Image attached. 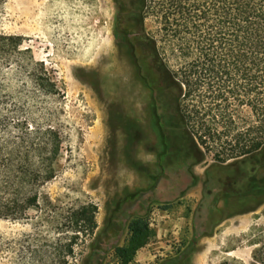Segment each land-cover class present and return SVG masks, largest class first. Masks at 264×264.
<instances>
[{
	"label": "rangeland",
	"instance_id": "obj_1",
	"mask_svg": "<svg viewBox=\"0 0 264 264\" xmlns=\"http://www.w3.org/2000/svg\"><path fill=\"white\" fill-rule=\"evenodd\" d=\"M134 29L124 25L116 0L0 4V32L21 37L22 49L61 90L44 94L15 60L0 64V90L14 113L54 130L61 143L38 208L22 221H0V264H87L93 249H104L102 264H120L114 249L130 247L128 226L139 218L149 231L128 264L249 263V236L264 227V167L216 164L208 154L178 168L161 155L139 53L124 36ZM156 29L146 20L150 36ZM90 205L97 210L93 236L68 219Z\"/></svg>",
	"mask_w": 264,
	"mask_h": 264
},
{
	"label": "trees",
	"instance_id": "obj_2",
	"mask_svg": "<svg viewBox=\"0 0 264 264\" xmlns=\"http://www.w3.org/2000/svg\"><path fill=\"white\" fill-rule=\"evenodd\" d=\"M116 1L126 28L135 26L124 36L139 53L161 155L178 168L201 164L208 154L216 164L243 160L264 167V0ZM146 20L156 24L155 35L146 32ZM22 45L21 37L0 32V64L15 60L39 91L60 96L54 75ZM19 117L0 90V221H22L38 208V190L55 178L61 151L54 130ZM96 211L85 206L68 219L93 236ZM128 230L130 247L114 249L120 264L131 261L149 231L143 218ZM248 241V264H264V227L253 229ZM104 254L93 249L87 264H102Z\"/></svg>",
	"mask_w": 264,
	"mask_h": 264
},
{
	"label": "flooded vegetation",
	"instance_id": "obj_3",
	"mask_svg": "<svg viewBox=\"0 0 264 264\" xmlns=\"http://www.w3.org/2000/svg\"><path fill=\"white\" fill-rule=\"evenodd\" d=\"M151 105V103L149 104V106Z\"/></svg>",
	"mask_w": 264,
	"mask_h": 264
}]
</instances>
